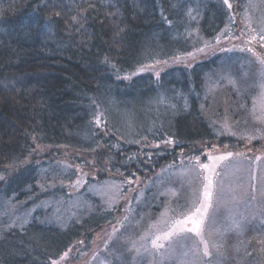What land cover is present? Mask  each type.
Instances as JSON below:
<instances>
[{
	"label": "trees",
	"instance_id": "16d2710c",
	"mask_svg": "<svg viewBox=\"0 0 264 264\" xmlns=\"http://www.w3.org/2000/svg\"><path fill=\"white\" fill-rule=\"evenodd\" d=\"M229 3L0 0V264H52L88 245L115 220V206L86 190L93 179L145 182L181 153L229 142L221 120L243 122L252 103L217 85L238 60L215 40L248 0ZM261 45L240 61L252 49L259 68ZM91 160L97 174H83L84 204L72 205L68 185ZM143 197L138 210L153 219Z\"/></svg>",
	"mask_w": 264,
	"mask_h": 264
},
{
	"label": "rangeland",
	"instance_id": "374dc122",
	"mask_svg": "<svg viewBox=\"0 0 264 264\" xmlns=\"http://www.w3.org/2000/svg\"><path fill=\"white\" fill-rule=\"evenodd\" d=\"M246 6L247 12L244 8L236 15L235 29H223L214 45L238 60V65L231 68L234 75L217 85L227 87L236 98H252L251 106L246 104L248 111L242 115L243 122L221 120L222 133L229 142L224 145L209 142L210 148L201 145L198 156L195 151L181 153L145 182L140 178L125 182L107 176L103 181L93 179L86 190L94 200L98 196L107 207L115 206L111 207L115 220L93 233L88 245L81 241L79 246L72 247L56 264H264V65L255 67L252 64L255 55L250 51L243 55L244 62L239 59L240 52L249 47L259 49L260 42H264L260 40L264 35V0H248ZM193 56L187 55L185 60ZM240 82L244 85L238 86ZM242 104H235L238 112ZM228 153L233 155L227 156ZM209 156L226 159L210 160ZM200 164L210 167L205 171ZM76 168L81 174L68 185L73 194L69 199L72 205H82L84 202L76 190L84 184L85 176L95 178L98 170L92 160L88 166ZM85 172L87 175H83ZM205 176L212 180V197L201 236L183 232L168 241H159L163 248H153L152 240L168 231L175 219H183L193 211L194 204L203 199ZM144 191L157 207L153 219L137 207ZM143 222L148 223L147 227ZM201 240L208 246L207 257L203 255Z\"/></svg>",
	"mask_w": 264,
	"mask_h": 264
},
{
	"label": "snow or ice",
	"instance_id": "6c2138e0",
	"mask_svg": "<svg viewBox=\"0 0 264 264\" xmlns=\"http://www.w3.org/2000/svg\"><path fill=\"white\" fill-rule=\"evenodd\" d=\"M223 3L225 5H227V7L229 9L232 8V5L229 3V0H223ZM191 11V10H189ZM56 16H59L60 13H55ZM75 19V18H73ZM122 31V30H121ZM117 35H119V33H117ZM253 40H255V37H252ZM260 40L264 41V35L260 36ZM264 46V45H262ZM197 51L199 52H203L205 51V49L201 48L198 49ZM248 51H253L252 49H248ZM189 57L193 56V53H188L187 54ZM181 59V57H176V61H179ZM262 63H264V61H261ZM152 66L151 65H145L143 67H141L140 69H138V71H145V70H149ZM135 73H133L134 75ZM157 75H159V73H157ZM125 78H130V77H125ZM102 116V113L98 114L96 117V123L99 126L101 123V119L100 117ZM164 143H172L171 140L165 141ZM232 153H228L227 156H232ZM199 157H196L197 162H199ZM210 160H224L226 159V157L221 156V157H213V156H209ZM199 167L201 169H204L205 171H207L209 169V165L208 164H200ZM214 168V166H213ZM218 175V173H216ZM204 180L207 181V183H205L203 185V192L201 193L203 199L199 202V204H194V210L191 211L188 215L184 216L183 219H175L169 226L168 231L163 232L161 235H158L154 240H152V246L155 249H160L164 247V244L159 242V241H168L170 240L173 236H177L180 235L183 232H191V233H195L197 236H201V226L204 222V218L208 213V209H209V202L211 200L212 197V191H211V185H212V180L211 178H209L208 176L204 177ZM191 224V227H188V225ZM202 243H204V249H203V255L205 257L209 256V250H208V246L206 244V242H204L203 240H201ZM139 251V250H138ZM65 255H67V253H65ZM52 264H56V261H52Z\"/></svg>",
	"mask_w": 264,
	"mask_h": 264
}]
</instances>
